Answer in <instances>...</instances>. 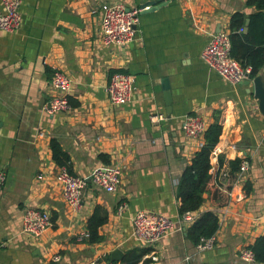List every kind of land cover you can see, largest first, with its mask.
Segmentation results:
<instances>
[{
  "label": "crops",
  "instance_id": "0c3cea01",
  "mask_svg": "<svg viewBox=\"0 0 264 264\" xmlns=\"http://www.w3.org/2000/svg\"><path fill=\"white\" fill-rule=\"evenodd\" d=\"M102 4L141 8L127 44H102ZM234 12L246 16V28L254 8L245 0H20L19 28L0 30V264H119L111 251L123 255L140 244L131 235L137 210L174 222L169 234L148 246L152 264H256L239 251L264 232V116L250 81L230 84L200 58L211 34L228 32ZM55 68L71 81L69 109L47 114L41 106ZM115 71L133 80L122 105H111L104 91ZM256 76L264 86V69ZM152 113L162 120L151 122ZM186 114H197L205 126L215 118L221 123L209 172L227 189L228 201L215 208L204 193L182 224L175 186L199 148L180 129ZM51 139L67 155L66 166L52 159ZM236 158L247 169L241 178L235 171L230 182L229 162ZM115 165L121 167L116 191L89 182L94 167ZM60 166L87 180L76 209L62 197ZM96 208L105 221L92 241L87 220ZM26 209L49 216L38 237L20 232ZM204 211L216 214L217 228L211 248L197 251L186 229Z\"/></svg>",
  "mask_w": 264,
  "mask_h": 264
},
{
  "label": "built area",
  "instance_id": "2783aa9c",
  "mask_svg": "<svg viewBox=\"0 0 264 264\" xmlns=\"http://www.w3.org/2000/svg\"><path fill=\"white\" fill-rule=\"evenodd\" d=\"M2 11L0 12V30L13 32L20 26L19 6L20 0H0ZM141 8H126L122 4H102L100 39L104 45L121 46L132 40L138 24V14ZM239 27L237 31H242ZM200 52V58L205 65L214 70L224 81L230 84L251 80L250 66L241 65L229 53L228 32H216L209 36ZM69 77L59 69H53L49 77L50 96L42 104L41 110L47 114L61 113L69 109L66 94L70 88ZM104 91L111 105H122L130 100L133 91L131 75L124 72H112L105 84ZM151 122L162 120L157 113L149 115ZM180 129L183 134L197 141L198 147L202 145V135L205 123L197 114H186L182 117ZM247 169V162L240 160L237 175L242 177ZM121 167L98 166L94 167L88 180L106 192H114L120 184ZM5 179V174L0 170V189ZM56 179L61 186V194L67 205L76 209L80 197L86 186L84 177L69 173L64 166H60L56 173ZM124 203L117 206V211L124 209ZM190 212L178 215L177 222L186 223L191 220ZM131 235L144 246L158 241L169 234L174 228V222L168 216L161 213L137 210L131 216ZM50 224L47 213L38 209H26L21 218L20 232L32 237H38ZM212 246V238H200L195 243L197 251L209 249ZM239 256L243 260L255 263L252 252L248 248H242ZM58 256H53L57 260ZM154 259V257H153ZM152 260V257H151ZM86 264H100L96 261H88Z\"/></svg>",
  "mask_w": 264,
  "mask_h": 264
},
{
  "label": "trees",
  "instance_id": "16d2710c",
  "mask_svg": "<svg viewBox=\"0 0 264 264\" xmlns=\"http://www.w3.org/2000/svg\"><path fill=\"white\" fill-rule=\"evenodd\" d=\"M247 6L254 8V12L247 16L248 22L245 32L237 31L239 27L244 28L246 16L241 12L230 15L228 23L229 53L241 65L250 66V77L258 75L264 69V0H245ZM221 123L215 118L205 126L202 135V145L194 152L185 167L182 169L175 186V196L179 201L178 215L184 212L198 210L203 194L215 208L227 204V189L222 190L220 185L209 172V154L218 140ZM52 159L57 165H65L67 155L60 145L53 139L49 142ZM240 159L229 162L230 182H233L234 172L237 171ZM264 171V167H263ZM96 208L87 220L88 238L98 241L97 227L104 221L105 217L99 216ZM217 216L212 211H204L186 229V236L196 243L200 238L211 237L217 228ZM256 264L264 263V232L256 237L247 247ZM149 247L142 244L127 249L119 264H152L150 257H145Z\"/></svg>",
  "mask_w": 264,
  "mask_h": 264
},
{
  "label": "water",
  "instance_id": "95a60500",
  "mask_svg": "<svg viewBox=\"0 0 264 264\" xmlns=\"http://www.w3.org/2000/svg\"><path fill=\"white\" fill-rule=\"evenodd\" d=\"M247 23V19H246ZM246 30V28H243V32ZM249 81L252 83V94L253 97L257 100L258 109L264 116V86L262 85V82L260 80L259 76H254L251 78V80H244L243 84L248 85ZM122 257V252L118 249H114L110 253V259L111 260H120Z\"/></svg>",
  "mask_w": 264,
  "mask_h": 264
}]
</instances>
